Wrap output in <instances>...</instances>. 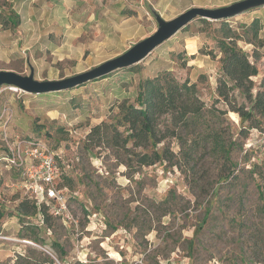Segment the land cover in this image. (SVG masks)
Here are the masks:
<instances>
[{
	"label": "rangeland",
	"instance_id": "rangeland-1",
	"mask_svg": "<svg viewBox=\"0 0 264 264\" xmlns=\"http://www.w3.org/2000/svg\"><path fill=\"white\" fill-rule=\"evenodd\" d=\"M236 1L165 0L160 10L152 6L165 19H172L193 6L216 8ZM8 5L7 0H0V7H6L0 11L1 18L9 14ZM146 10L150 19L118 20L113 28L94 31L82 25L67 32L63 26L60 32L71 52H62L64 60L43 52L39 62L30 63L35 77L61 79L123 53L157 29ZM81 17L84 23L85 12ZM255 18L261 21L259 35L264 38V7L227 21L242 34ZM207 21L195 19L140 63L70 90L17 94L4 89L0 105L11 107L13 117L8 141L0 129V153L4 154L5 146L16 136L42 139L58 153L68 187L64 189L65 215L54 217L48 228L40 213L31 217L20 213V194L12 185L17 169L0 161V180L6 175L11 187L0 198V213L4 214L0 264H16L30 248L47 252L56 264H264V125L243 137L239 131L248 123L219 99L221 53L216 35L222 20ZM86 41L88 48L75 45ZM238 44L256 63L260 74L254 81L259 86L264 46L244 40ZM254 52L261 57L256 58ZM30 64L22 52L16 60H0V69L29 74ZM164 71H171L180 81L195 83L207 107L215 104L229 111L222 127L227 136L237 139L234 166L209 158L190 169L163 162L129 173L109 150L87 147L86 137L93 125L115 118L121 102L135 100L141 79ZM231 95L239 105H248L238 90ZM50 202L45 208L51 213L57 202ZM56 243L63 246V260L52 247Z\"/></svg>",
	"mask_w": 264,
	"mask_h": 264
},
{
	"label": "trees",
	"instance_id": "trees-1",
	"mask_svg": "<svg viewBox=\"0 0 264 264\" xmlns=\"http://www.w3.org/2000/svg\"><path fill=\"white\" fill-rule=\"evenodd\" d=\"M10 12L15 15V19L18 18L14 10ZM1 19L3 18L0 17V21ZM227 20L221 21L216 35L217 48L221 53V75L217 92L219 99L229 105L230 111L237 113L248 123L239 131L240 135L247 137L250 129H259L264 125V73L260 85L256 86L254 77L260 71L238 42L244 40L256 47H263L264 38L259 35L262 25L260 19L255 18L246 31L240 34ZM204 21L208 22L206 19ZM19 23L18 18L11 28ZM3 24L6 26L5 22ZM213 54L208 51V55L214 57ZM254 54L256 58L261 57L257 52ZM235 90L246 98L248 105H239L235 99L233 101L231 94ZM118 108L119 113L115 118L91 127L86 145L89 149L109 150L116 162L124 165L129 173L163 162L171 167L190 169L209 158L221 159L223 163L234 166L232 153L238 144L237 139L227 136L222 127L229 111L220 109L215 104L207 107L200 98L195 83L180 81L171 71H164L155 77L141 79L135 100H124ZM174 146H178V151L174 150ZM63 180L60 186L66 188ZM17 194H20L21 200L20 213L28 217L40 213L43 222L51 228L52 219L58 217L45 208L51 202L37 203L24 197L20 191ZM3 216L0 213V220ZM52 247L63 260V246L56 243ZM16 264L56 262L47 252L30 248L26 254L17 258Z\"/></svg>",
	"mask_w": 264,
	"mask_h": 264
},
{
	"label": "crops",
	"instance_id": "crops-1",
	"mask_svg": "<svg viewBox=\"0 0 264 264\" xmlns=\"http://www.w3.org/2000/svg\"><path fill=\"white\" fill-rule=\"evenodd\" d=\"M9 14L0 21V60H16L25 53L27 62H39L41 55L46 51L51 55H58L59 60L65 59V53L71 52L69 44L64 42L61 28L66 26L67 32L71 27L84 25L86 28H113L117 21L143 20L148 17V4L156 9H162L165 0H7ZM181 2V0H180ZM146 6V7H145ZM6 7H0V11ZM68 9L74 12H67ZM14 10L20 23L15 28L13 22L18 18L12 15ZM149 10V9H148ZM64 11L67 12L64 14ZM82 12L85 20L82 23ZM150 12V11H149ZM7 16V17H6ZM80 17L77 22L73 18ZM115 18V20H114ZM5 20V21H4ZM128 20V21H127ZM77 23H73V22ZM6 23L4 26L3 23ZM83 28V27H81ZM84 49L90 43L78 42ZM67 56V55H66ZM1 178V177H0ZM10 187L8 177L5 175L0 180L1 193ZM11 188V187H10ZM9 190V189H8Z\"/></svg>",
	"mask_w": 264,
	"mask_h": 264
},
{
	"label": "water",
	"instance_id": "water-1",
	"mask_svg": "<svg viewBox=\"0 0 264 264\" xmlns=\"http://www.w3.org/2000/svg\"><path fill=\"white\" fill-rule=\"evenodd\" d=\"M264 7V0H239L229 5L208 8L193 6L172 19H165L151 4L148 9L157 23V29L146 38L136 42L123 53L81 73L56 80H39L32 65L29 74L0 69V89L15 86L30 94L61 92L102 78L114 71L129 68L147 58L157 47L176 35L197 18L210 21L225 20L248 11Z\"/></svg>",
	"mask_w": 264,
	"mask_h": 264
},
{
	"label": "built area",
	"instance_id": "built-area-1",
	"mask_svg": "<svg viewBox=\"0 0 264 264\" xmlns=\"http://www.w3.org/2000/svg\"><path fill=\"white\" fill-rule=\"evenodd\" d=\"M5 88L12 93L23 92L18 87L8 85L0 89V94ZM12 113L11 107L6 104L0 105V129L5 141L10 138L7 129L13 117ZM3 153H0V161L17 169L13 187L24 197L37 203L57 202L51 213L56 216L65 215L67 198L64 193L65 187L60 186L63 171L57 160L58 153L42 139L20 136H16L12 143L5 146Z\"/></svg>",
	"mask_w": 264,
	"mask_h": 264
}]
</instances>
